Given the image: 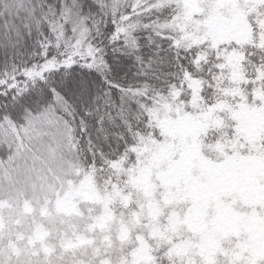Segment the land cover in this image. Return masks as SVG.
I'll use <instances>...</instances> for the list:
<instances>
[{"label": "snow or ice", "instance_id": "6c2138e0", "mask_svg": "<svg viewBox=\"0 0 264 264\" xmlns=\"http://www.w3.org/2000/svg\"><path fill=\"white\" fill-rule=\"evenodd\" d=\"M0 264H264V0H0Z\"/></svg>", "mask_w": 264, "mask_h": 264}]
</instances>
